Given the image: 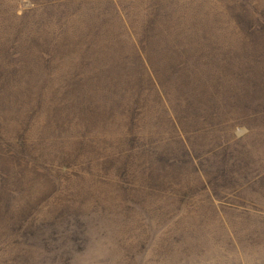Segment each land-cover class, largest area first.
<instances>
[{
  "label": "rangeland",
  "instance_id": "1",
  "mask_svg": "<svg viewBox=\"0 0 264 264\" xmlns=\"http://www.w3.org/2000/svg\"><path fill=\"white\" fill-rule=\"evenodd\" d=\"M247 22L264 0H0V264H264Z\"/></svg>",
  "mask_w": 264,
  "mask_h": 264
},
{
  "label": "trees",
  "instance_id": "2",
  "mask_svg": "<svg viewBox=\"0 0 264 264\" xmlns=\"http://www.w3.org/2000/svg\"><path fill=\"white\" fill-rule=\"evenodd\" d=\"M237 21L240 22V17H239V18L237 17ZM245 24H248L249 28L254 27V26H256V27L259 26V24H258L257 22L254 23V24H251V23L247 22V23H245ZM256 27H254V29H251V30H250V32H251L252 34H254L256 37H257V35H260V33H259L260 31H261L262 34H264V28H263V27L260 26L261 28H259V31H256V30H257ZM263 38H264V36H263ZM263 40H264V39H263ZM259 50H260V49H259ZM250 56H251V55H250ZM261 56H262V55H261ZM261 56H260V57H261ZM263 59H264V57H263ZM263 73H264V72H263ZM252 87L255 88V87H256V84H253ZM259 88H260V89H263V87H259Z\"/></svg>",
  "mask_w": 264,
  "mask_h": 264
}]
</instances>
